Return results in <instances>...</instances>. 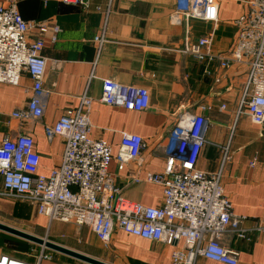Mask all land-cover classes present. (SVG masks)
<instances>
[{
  "label": "crops",
  "instance_id": "1",
  "mask_svg": "<svg viewBox=\"0 0 264 264\" xmlns=\"http://www.w3.org/2000/svg\"><path fill=\"white\" fill-rule=\"evenodd\" d=\"M0 1L7 4L10 0ZM245 1L220 0L217 21L185 15L174 21L171 15L177 0H91L89 8L60 0H16L24 19L61 28L57 41L52 42L46 36L45 110L40 120L12 116L15 110L25 108L30 99L33 85L30 75L24 74L17 86L0 84V142L6 136L27 138L39 158L36 171L50 174L63 159L65 141L60 136L50 139L46 127L54 125L63 112L77 109L83 95L88 94L94 99L91 137L112 144L114 155L123 132L140 134L146 142L141 164L131 162L121 170L116 158L112 159L109 170L116 177V185L130 200L160 206L163 186L133 179L164 169V147L181 113L205 114L210 128L197 166L207 172L218 171L223 150L228 148L231 157L223 166L224 190L231 199L234 214L247 216L245 220L234 217L233 222L238 223L237 227L252 228L264 218V125L253 123L245 108L239 113L248 68L238 63L224 68L218 60L208 64L185 51L206 35L214 53L228 54L238 33L234 21L247 8ZM37 34L38 29L33 28L29 37L34 39ZM100 36H104L103 42L96 39ZM104 79L115 80L123 87L148 88L147 110H128L102 102ZM202 105L211 108L203 109ZM8 200L11 199L0 196V209L15 212L21 218L22 213L6 204ZM26 220L45 228V238L110 264L172 262L173 246L118 228L106 243L88 226L51 221L38 213ZM248 233L249 239H241L236 235L235 225H231L221 238L222 244L239 252V264H264V232L253 229ZM73 235L82 248L72 244ZM11 237L0 231V254H12L5 249L8 242L23 243ZM43 248L54 257L43 264H90ZM41 249L42 246L36 251ZM28 257L33 260L30 254ZM196 264L223 263L199 257Z\"/></svg>",
  "mask_w": 264,
  "mask_h": 264
},
{
  "label": "built area",
  "instance_id": "2",
  "mask_svg": "<svg viewBox=\"0 0 264 264\" xmlns=\"http://www.w3.org/2000/svg\"><path fill=\"white\" fill-rule=\"evenodd\" d=\"M65 4L90 7L91 0H60ZM110 0H108L109 2ZM247 8L235 19L238 29L235 44L226 55L212 51L211 40L204 35L187 46L186 52L200 61L218 60L224 68L232 63L248 68V79L242 95L239 113L249 115L255 124L264 125V0H247ZM220 0H177L171 15L217 21ZM38 29L33 39L29 33ZM60 28L45 22L28 21L20 13L16 0L0 1V84L17 86L24 74L33 81L31 96L25 108L12 116L40 120L45 110L44 78L48 59L43 54L46 36L57 41ZM104 41V36L96 38ZM101 101L128 110H147L150 91L146 87H123L112 79H104ZM94 99L84 94L77 109L63 112L59 120L46 127L47 136H60L65 141L63 159L50 174L36 171L38 156L25 137L6 136L0 142V196L31 203L38 214L49 220L72 222L88 226L103 242L109 243L114 230L121 229L148 240L173 246L170 264H196L199 257L223 264H239V252L225 247L222 236L235 225L236 235L249 239L248 231L264 232V218L252 228L237 227L231 199L225 193L222 171L230 159L223 150L221 167L207 172L197 166L200 152L207 142L210 120L205 114L181 113L168 134L164 147L165 167L160 172H148L135 182H151L163 186L160 206H148L130 200L116 185L109 166L113 158L119 169L131 162L141 164L146 147L137 133L123 132L117 153L112 144L90 136V112ZM225 107V104L222 105ZM203 109L211 106L202 105ZM251 229V230H250ZM33 260L8 253L0 254V264H43L54 258L44 248Z\"/></svg>",
  "mask_w": 264,
  "mask_h": 264
},
{
  "label": "rangeland",
  "instance_id": "3",
  "mask_svg": "<svg viewBox=\"0 0 264 264\" xmlns=\"http://www.w3.org/2000/svg\"><path fill=\"white\" fill-rule=\"evenodd\" d=\"M6 204L11 205L12 207L14 206V208L17 209V211L19 213H22V216H21V218H18L15 215V212L13 214V213H11L9 211H5V209L1 208L0 209V221L1 222H4V223L9 224V225L11 224V226H13V227L19 228V229L24 230L28 233H32L36 236H40V237H44V238L47 236V235H45L46 234L45 228H39L37 226H34V224H32L31 221L29 222L26 220L27 218H32L34 215H36V217H37L36 209L31 203H29L27 201L17 202V201H13V200L12 201L8 200V201H6ZM24 213H26V216L24 215ZM3 233L6 236H9L10 238H13L11 236H14V235H11V234L6 233V232H3ZM17 238H19V237H17ZM76 238L77 237H75V235H73L74 242L72 244H74L78 248H82V243L78 242ZM19 240H23V243H17L15 241L8 242V245H7V247H5V249H6V251L12 253L10 255L17 256V257L22 258V259H28L29 254L36 257V255L40 252V251H36L37 248L40 247V245L33 243V242H30V241H27V240L24 241V239H21V238H19ZM47 250L52 253V250H50V249H47Z\"/></svg>",
  "mask_w": 264,
  "mask_h": 264
},
{
  "label": "water",
  "instance_id": "4",
  "mask_svg": "<svg viewBox=\"0 0 264 264\" xmlns=\"http://www.w3.org/2000/svg\"><path fill=\"white\" fill-rule=\"evenodd\" d=\"M0 230L2 232H6L9 233L11 235H14L16 237H19L21 239L36 243L42 247L57 251V252H61L63 254H66L68 256H71L75 259H79L81 261H85L87 263H92V264H110L108 262H105L103 260L94 258L92 256L83 254L79 251H76L74 249L68 248L66 246H63L61 244H58L56 242H53L47 238L44 237H40V236H36L32 233H28L24 230H21L19 228L13 227L11 226V224H6L4 222L0 221Z\"/></svg>",
  "mask_w": 264,
  "mask_h": 264
},
{
  "label": "trees",
  "instance_id": "5",
  "mask_svg": "<svg viewBox=\"0 0 264 264\" xmlns=\"http://www.w3.org/2000/svg\"><path fill=\"white\" fill-rule=\"evenodd\" d=\"M6 236V235H5Z\"/></svg>",
  "mask_w": 264,
  "mask_h": 264
}]
</instances>
